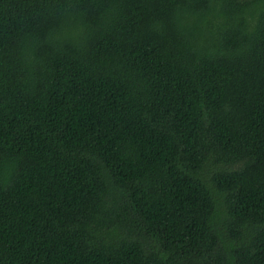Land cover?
Instances as JSON below:
<instances>
[{"label": "trees", "instance_id": "1", "mask_svg": "<svg viewBox=\"0 0 264 264\" xmlns=\"http://www.w3.org/2000/svg\"><path fill=\"white\" fill-rule=\"evenodd\" d=\"M0 264H264V0H0Z\"/></svg>", "mask_w": 264, "mask_h": 264}]
</instances>
